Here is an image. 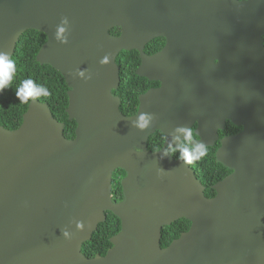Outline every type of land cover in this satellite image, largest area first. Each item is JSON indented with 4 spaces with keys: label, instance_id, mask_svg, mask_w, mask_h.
<instances>
[{
    "label": "water",
    "instance_id": "95a60500",
    "mask_svg": "<svg viewBox=\"0 0 264 264\" xmlns=\"http://www.w3.org/2000/svg\"><path fill=\"white\" fill-rule=\"evenodd\" d=\"M31 28L47 35L37 60L64 76L77 127L66 137L39 99L16 129L0 125V264H264V0H0V53L11 57ZM157 36L164 47L146 53ZM132 49L137 74L161 84L126 115L114 90L118 54ZM227 120L242 129L220 137ZM197 121L191 145L220 140L216 159L232 170L214 196L167 149ZM157 130L166 143L153 151ZM108 211L121 230L88 257L83 244ZM180 218L190 228L162 246L163 227Z\"/></svg>",
    "mask_w": 264,
    "mask_h": 264
},
{
    "label": "trees",
    "instance_id": "16d2710c",
    "mask_svg": "<svg viewBox=\"0 0 264 264\" xmlns=\"http://www.w3.org/2000/svg\"><path fill=\"white\" fill-rule=\"evenodd\" d=\"M120 27L110 29L112 34L118 35ZM47 35L36 29H27L19 38L15 52L11 56L16 62V74L9 88L4 89L0 95V125L9 129H16L23 121V115L28 109L27 103H21L15 95L16 90L25 79H33L37 84L45 86L51 93L48 97H40L39 100L47 102L54 116L65 123L64 133L68 138L75 137L77 122L70 119L67 107L69 104L68 84L62 73L50 64H42L37 60V54L46 42ZM165 43L164 37H157L151 40L145 47L147 53H154ZM120 68L121 83L114 91L121 98L120 108L126 115H133L139 107V96L158 81H151L147 77L140 76L136 70L141 59L139 51L136 49L122 50L117 57ZM240 130V127L232 121H228L226 129L220 131V135L232 134ZM196 136V135H195ZM184 142V141H183ZM182 142V144H183ZM166 143V137L161 131H156L150 135L148 140L149 149L156 151ZM220 142L214 146H207V153L199 161L190 164L197 177L205 186V193L214 196L216 190L213 185L223 179L232 170L217 161L216 151ZM192 146V145H191ZM172 153V152H171ZM175 157H182L181 151L172 153ZM126 174L123 169H117L113 175V194L115 198L121 199L123 189L121 179ZM121 219L113 212H107V219L99 223L97 230L93 233L92 239L83 244V252L88 257L97 254L105 255L112 246L111 237L121 230ZM191 226V221L187 218H180L162 229V246L169 245L182 232L187 231Z\"/></svg>",
    "mask_w": 264,
    "mask_h": 264
},
{
    "label": "clouds",
    "instance_id": "9594fccd",
    "mask_svg": "<svg viewBox=\"0 0 264 264\" xmlns=\"http://www.w3.org/2000/svg\"><path fill=\"white\" fill-rule=\"evenodd\" d=\"M64 23H67L66 19L64 20ZM64 32V27L58 28L57 38L61 39L62 42H66V38L63 37ZM16 71L15 60L7 53H0V92L11 86ZM15 95L21 103H27L29 100L48 97L51 93L45 86L37 84L33 79L29 78L22 81L21 85L16 90ZM148 122L149 118L141 115L137 126L143 129L147 127ZM181 131L185 133V140L180 147L181 156L186 163L193 164L206 155L207 149L200 144L191 146V142L196 139L194 129H181ZM168 151L174 153L176 148L169 144Z\"/></svg>",
    "mask_w": 264,
    "mask_h": 264
},
{
    "label": "flooded vegetation",
    "instance_id": "af4514ba",
    "mask_svg": "<svg viewBox=\"0 0 264 264\" xmlns=\"http://www.w3.org/2000/svg\"><path fill=\"white\" fill-rule=\"evenodd\" d=\"M116 27H119V26H116ZM120 29H121V27H120ZM120 33H121V30H120ZM120 33H119V34H120ZM119 34H118V35H119ZM113 35H115V34H113ZM157 37H164V36H157ZM157 37H155V38H157ZM263 37H264V36H263ZM155 38H153V39H155ZM153 39H152V40H153ZM164 39H165V43H166V38L164 37ZM149 42H150V41H149ZM149 42H148V43H149ZM148 43H147V44H148ZM165 43H164V45H165ZM147 44H146V45H147ZM164 45H163L159 50L155 51L154 53L160 51V50L164 47ZM145 47H146V46H145ZM144 50H145V49H144ZM145 52H146V51H145ZM146 53H147V52H146ZM154 53H148V54H154ZM139 54H140V52H139ZM140 59H141V57H140ZM117 63H118V62H117ZM140 63H141V62H140ZM148 79H149V78H148ZM149 80H150V79H149ZM151 81H158V80H151ZM158 82H159L158 85H154V86H152V87H150V88L158 87V86L161 84L160 81H158ZM150 88H149V89H150ZM114 91H115V90H114ZM146 91H147V90H146ZM146 91H145V92H146ZM143 93H144V92H143ZM141 94H142V93H141ZM141 94H140V95H141ZM139 97H140V96H139ZM120 99H121V98H120ZM139 105H140V99H139ZM138 108H139V107H138ZM137 111H138V110H137ZM136 113H137V112H136ZM136 113H135V114H136ZM133 115H134V114H133ZM228 121H231V120H227V121H226V124H227ZM197 123H198V121H197L196 123H194V125H193L191 128H189V129H194V134L196 135V138H199V136H198V135L196 134V132H195L196 127H197ZM235 125H236V124H235ZM237 126H238V125H237ZM239 127H240V130H241V129H242V126H239ZM225 129H226V125H225V128H224L223 130H225ZM240 130H239V131H240ZM157 131H158V130H157ZM159 131H160V130H159ZM220 131H221V130H220ZM220 131H219V133H220ZM161 132H162V131H161ZM237 132H238V131H237ZM154 133H155V132H154ZM162 133H163V132H162ZM235 133H236V132H235ZM163 134H164V133H163ZM232 134H234V133H232ZM226 135H230V134H226ZM224 136H225V135H224ZM220 137H223V136L220 135ZM184 140H185V139H184ZM184 140H182V142H183ZM182 142H181V145H182ZM217 142H220V140H218ZM217 142H216V143H217ZM220 144H221V142H220ZM192 146H193V145H192ZM219 146H220V145H219ZM180 147H181V146H180ZM167 149H168V146H167ZM179 149H180V148H179ZM179 149H176V150H179ZM169 152H170V151H169ZM176 158H180V157H176ZM124 176H125V175H124ZM113 196H114V194H113ZM122 197H123V195H122ZM116 199H117V198H116ZM118 200H120V199H118Z\"/></svg>",
    "mask_w": 264,
    "mask_h": 264
}]
</instances>
